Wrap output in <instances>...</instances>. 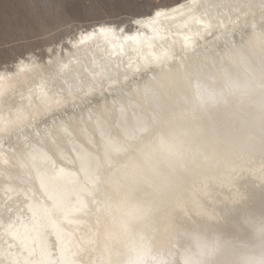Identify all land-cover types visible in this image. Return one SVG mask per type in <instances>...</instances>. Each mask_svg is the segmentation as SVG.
Returning <instances> with one entry per match:
<instances>
[{
	"label": "clouds",
	"instance_id": "9594fccd",
	"mask_svg": "<svg viewBox=\"0 0 264 264\" xmlns=\"http://www.w3.org/2000/svg\"><path fill=\"white\" fill-rule=\"evenodd\" d=\"M173 55L137 89L125 153L99 165L104 264H264V206L240 194L264 189V8L239 40Z\"/></svg>",
	"mask_w": 264,
	"mask_h": 264
},
{
	"label": "bare ground",
	"instance_id": "6f19581e",
	"mask_svg": "<svg viewBox=\"0 0 264 264\" xmlns=\"http://www.w3.org/2000/svg\"><path fill=\"white\" fill-rule=\"evenodd\" d=\"M177 5L183 15L157 25L163 38L154 41L151 54L129 48L109 78L77 101L78 109L71 103L64 115L41 109L23 125L0 130V264H104L114 201L101 191L99 165L108 155L125 153L126 139L140 127L137 89L165 60H178L173 53L181 48L239 40L253 21L260 22L264 0H196L195 6L179 0L165 7ZM73 52L66 59L84 74L94 61L117 59L95 46ZM240 194L264 206V189L246 185Z\"/></svg>",
	"mask_w": 264,
	"mask_h": 264
},
{
	"label": "snow or ice",
	"instance_id": "6c2138e0",
	"mask_svg": "<svg viewBox=\"0 0 264 264\" xmlns=\"http://www.w3.org/2000/svg\"><path fill=\"white\" fill-rule=\"evenodd\" d=\"M109 2L21 0L26 9L48 12L56 30L41 24L31 34L17 36L3 45L9 53L0 55V130L23 125L41 109L58 115L65 114L63 109L68 103L73 110L78 109L77 101L91 95L101 79L109 78L110 68L120 63L129 48L138 54L148 49L151 54L154 41L163 38L162 27L157 25L174 19L178 13L183 15L180 5L153 7L151 0H122L124 5L134 4L145 10L105 14ZM5 8L0 3V12ZM82 46L103 48L109 57L115 55L117 59L94 61L93 68L84 74L66 59V54L74 56L73 50Z\"/></svg>",
	"mask_w": 264,
	"mask_h": 264
},
{
	"label": "rangeland",
	"instance_id": "374dc122",
	"mask_svg": "<svg viewBox=\"0 0 264 264\" xmlns=\"http://www.w3.org/2000/svg\"><path fill=\"white\" fill-rule=\"evenodd\" d=\"M173 1L179 0H151L153 7L167 6ZM6 8L0 12V55H7L9 49L3 47L5 43H10L17 36L31 34L35 27L41 24L47 25L55 32V23L51 20L48 12H37L35 9L29 10L22 6L21 0H0ZM128 12L143 11L137 9L134 4L124 5L122 0H110L105 14H121L124 10ZM70 113V111H68Z\"/></svg>",
	"mask_w": 264,
	"mask_h": 264
}]
</instances>
